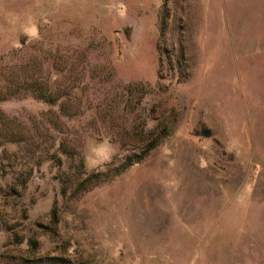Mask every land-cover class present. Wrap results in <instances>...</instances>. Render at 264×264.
I'll return each mask as SVG.
<instances>
[{
  "label": "rangeland",
  "instance_id": "rangeland-1",
  "mask_svg": "<svg viewBox=\"0 0 264 264\" xmlns=\"http://www.w3.org/2000/svg\"><path fill=\"white\" fill-rule=\"evenodd\" d=\"M0 264H264V0H0Z\"/></svg>",
  "mask_w": 264,
  "mask_h": 264
},
{
  "label": "trees",
  "instance_id": "trees-1",
  "mask_svg": "<svg viewBox=\"0 0 264 264\" xmlns=\"http://www.w3.org/2000/svg\"><path fill=\"white\" fill-rule=\"evenodd\" d=\"M36 91H37V94H39L40 98H43V97H41L42 95L40 93V90L36 88ZM44 103L53 105L52 101H48V102L45 101ZM62 109H63V103L58 105V110L61 111ZM153 148L154 147H148L147 150H145V153L142 156H140L139 158H130L129 157L127 159L128 160L127 166H132V165L138 164L142 160L144 155H147Z\"/></svg>",
  "mask_w": 264,
  "mask_h": 264
}]
</instances>
